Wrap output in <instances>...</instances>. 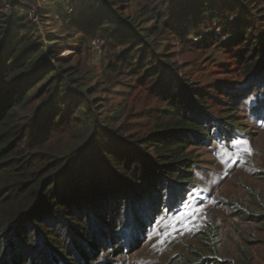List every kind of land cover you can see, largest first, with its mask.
<instances>
[{"label":"rangeland","instance_id":"1","mask_svg":"<svg viewBox=\"0 0 264 264\" xmlns=\"http://www.w3.org/2000/svg\"><path fill=\"white\" fill-rule=\"evenodd\" d=\"M4 1L0 10L10 13L13 6ZM14 1L31 6L41 35L56 38L75 82L49 149L70 141L96 144L97 156L112 163L116 179L110 183L117 185L120 178L135 192L140 185L133 186L132 177L118 168L117 154L130 157L128 166L140 164V170L158 160L163 153L155 144L166 135L158 125L178 116L171 109L180 101L190 100L234 133L228 140L218 134L207 144L190 146L195 188L180 209L162 211L140 245L126 253L101 250L91 264H264V89L247 99L235 94L248 93L246 72L252 68L264 80V0H121L116 6L130 27L120 38L122 29L104 23L101 54L91 48L94 35L76 32L71 38L61 15L42 17L46 0ZM82 4L89 5L87 14L82 11L88 18L102 3L69 0L64 8L77 13ZM31 99L32 105H44L37 87ZM31 139H44L39 127L26 141ZM93 162L91 173L100 167L99 160Z\"/></svg>","mask_w":264,"mask_h":264},{"label":"trees","instance_id":"2","mask_svg":"<svg viewBox=\"0 0 264 264\" xmlns=\"http://www.w3.org/2000/svg\"><path fill=\"white\" fill-rule=\"evenodd\" d=\"M46 1L40 8L42 17L61 15L74 34L71 38L76 32L102 37L104 23L122 29L123 38L130 27L128 16L116 6L121 0H99L100 9L88 18L82 16L89 5L82 4L77 14L65 11L69 0ZM4 2L0 0L1 8ZM7 3L13 6L11 12L0 10V264H91L101 250L126 253L140 245L162 211L180 209L195 188L196 162L190 163L188 148L207 144L218 134L228 140L234 133L225 128L228 123L215 124L216 119L206 117L190 100L180 101L171 109L178 116L158 125L166 134L158 140L161 144H155L163 153H158V160L146 162L145 170H140V164L128 166L125 158L130 157L117 154L118 168L132 177L133 186L140 185L135 192L120 178L114 182L117 185L110 183L116 179L111 178L112 163L97 156L96 144L70 141L63 148L49 149L56 118L66 115L63 104L75 94L72 71L65 67L56 38L40 34L30 17L31 6ZM252 69L246 72L248 93L235 92L247 95L245 99L264 89L261 72ZM36 87L40 98L45 97L43 106L32 105ZM38 127L44 139L26 141L36 136ZM94 159L100 167L91 173ZM196 264H215V260Z\"/></svg>","mask_w":264,"mask_h":264},{"label":"built area","instance_id":"3","mask_svg":"<svg viewBox=\"0 0 264 264\" xmlns=\"http://www.w3.org/2000/svg\"><path fill=\"white\" fill-rule=\"evenodd\" d=\"M7 6L12 8L10 4H7ZM104 44H105L104 38H102L101 36H97L93 38L92 43H91V48L95 54H101Z\"/></svg>","mask_w":264,"mask_h":264}]
</instances>
